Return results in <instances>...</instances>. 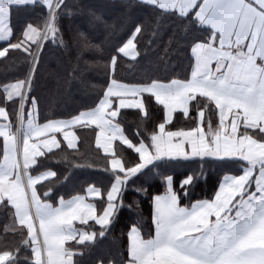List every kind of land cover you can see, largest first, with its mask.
<instances>
[{"label":"crops","instance_id":"0c3cea01","mask_svg":"<svg viewBox=\"0 0 264 264\" xmlns=\"http://www.w3.org/2000/svg\"><path fill=\"white\" fill-rule=\"evenodd\" d=\"M58 1L0 0V59L8 49L32 51L25 74L0 84L4 100L15 102L12 113L0 104V204L5 201L12 208V230L24 231L21 240L26 248L22 256L0 251V264H73V252L68 243L94 240L95 230L89 223L100 227L109 223L123 181L129 175L161 158L226 154L245 157L234 148L245 138L240 129L264 128V0H140L180 15L194 11L197 20L213 31L211 41L193 44L189 76L144 84L111 80L93 108L68 118L39 121L33 102L23 110L24 99L42 42L51 31L50 23ZM36 3L47 9L44 20L29 22L22 30H14L11 8ZM129 41L120 51L133 57V43L125 48ZM145 93L163 107L162 122L151 135L149 145L131 140L117 120L121 109H138L144 115ZM196 95L208 98L215 105L216 131L207 132L201 110L192 128H167L174 113L184 116L189 113L190 101ZM79 127L94 128V147L109 156L110 170L122 174L113 180L106 194L107 203L101 210L95 203L101 192L94 184L86 186L82 193L59 196L52 202L39 194L37 185L52 179L54 170H31L37 158L61 144L77 150ZM117 142L137 153L139 161L135 165L125 167L122 158L115 154ZM263 168L247 165L237 174H223L211 198L195 200L189 206L179 204L172 177H166L164 190L152 198L153 232L144 238L137 226L129 229L128 259L124 264H197L196 259L204 254L185 250L181 253L180 240L203 233L200 238L190 240L202 244L208 238L210 243L212 226L227 227L233 225L229 222L235 219V232L229 233L226 228L224 235L220 234L221 252L225 257H236L237 264H264V206L262 216L242 221L244 212L252 208L249 203L257 205V193L264 200ZM190 180V176L184 177L181 184L187 185ZM249 188L251 191L244 196ZM241 225L255 227L254 232L245 233ZM208 250L211 258L212 250ZM181 256L189 259L182 261Z\"/></svg>","mask_w":264,"mask_h":264},{"label":"trees","instance_id":"16d2710c","mask_svg":"<svg viewBox=\"0 0 264 264\" xmlns=\"http://www.w3.org/2000/svg\"><path fill=\"white\" fill-rule=\"evenodd\" d=\"M46 13V7L40 3L12 7L13 29L22 30L29 22H42ZM50 28L34 64L23 107L25 110L34 99L39 121L68 118L93 108L111 80L144 84L153 80L185 79L193 62V44L213 37V31L197 20L194 11L180 15L140 0H59ZM129 40L134 46L133 57L120 51ZM30 52L18 48L7 50L0 59V84L27 71ZM143 101L144 115L138 109H121L117 120L131 140L149 145L151 135L162 122L163 107L148 93L143 94ZM13 102L5 101L0 93V104L7 109ZM189 105V113L186 116L174 113L167 128L193 127L196 114L202 109L204 125L214 130L215 105L200 95ZM77 133V150L61 144L37 158L32 171L50 168L55 172L52 179L37 185V191L54 202L59 196L82 193L86 186L94 184L101 192L95 199L97 209L101 210L107 203L106 194L113 180L122 174L110 170L109 156L94 147L93 127H79ZM114 149L127 168L139 161L130 147L117 142ZM1 153L0 140V157ZM244 164L242 158L235 156L161 158L150 162L123 181L109 223L104 227L89 223L95 230L92 242L68 243L73 264H124L128 259L129 229L137 226L144 238L153 232L152 198L164 190L166 177H172L179 204L189 206L195 200L211 198L221 176L239 173ZM187 176L191 177L190 182L181 184ZM13 218L12 208L3 201L0 251L22 256L26 250L21 240L24 231L12 230Z\"/></svg>","mask_w":264,"mask_h":264},{"label":"rangeland","instance_id":"374dc122","mask_svg":"<svg viewBox=\"0 0 264 264\" xmlns=\"http://www.w3.org/2000/svg\"><path fill=\"white\" fill-rule=\"evenodd\" d=\"M209 41H211V39ZM32 102L34 103L35 110H36V102L34 101V99H32L30 101V103L27 104V107ZM13 107H15V102H13L11 107H9V109H8L11 113L14 111ZM200 110L203 112L202 116L204 119V110H202V109H200ZM200 110H198V112ZM198 112H197V114H198ZM197 114H196V116H197ZM196 122L197 121H196V117H195V124H196ZM217 126H218V120L216 121V126L214 127V130L208 128V126H206V130H207V132L209 131V132L213 133L216 131ZM190 128H192V127H190ZM176 130H178V129H176ZM240 133L243 134L245 136V138L243 139V141H241V140L238 141L236 143V145L234 146V148L242 151L243 154L245 155V157L240 156V155H235V154H226L223 156H235V157L242 158L245 161V164L243 166L253 165L255 167V169H259V168L264 167V156H262V155H264V128L263 129H261V128H256V129L241 128ZM257 133H260L259 136H257ZM257 155H259L260 157L255 158V159H250L251 157H254ZM243 166H242V168H243ZM261 172L262 173L264 172V168H263V170H261ZM249 191H251L250 188L247 189L243 195L245 196ZM260 195H261L260 193H257V196H256V197H258L257 198L258 199L257 205L254 206V205H251L252 204L251 202L249 203L250 207L252 206V208L249 209L248 212H246V211L244 212V214L242 216L243 217L242 221L247 222V221H249V218H251L252 216L261 215L262 207L264 206V200L260 199ZM248 199H250V198H248ZM263 211H264V207H263ZM231 221L232 222H229V223L233 224V225H229L227 227L226 226H221V227L212 226V232L209 235V237L212 239V241L210 243L208 242L209 241L208 238L202 244H201V242H192L190 240V238H194V237L200 238L203 233H200L197 235H188L186 237V239H184V240L182 238L179 242V246L182 249L180 252L183 253L182 251L185 250L186 253H191V252L193 253L194 252V253L204 254V256H201L200 258L198 257L196 259L197 264H237L238 260L236 259V257L231 258V257H225V255H223V253L221 252V250L223 248H220V242L218 241V239L221 238L220 234L222 233L224 235L226 228H227V231L229 233L235 232L236 224H234V223H235L236 219H235V221L234 220H231ZM239 226L240 225H238V227ZM241 228H242V230H245V233H247V232H254L253 229L255 227L252 229V227H245V225H244ZM198 244H200V245H198ZM203 245H205V246H203ZM208 249L212 250L213 256L211 258H209V252H208L209 250ZM205 254H206V257H205ZM202 257L203 258L205 257V259H203ZM188 259L189 258H184V256H181L180 260L187 261Z\"/></svg>","mask_w":264,"mask_h":264},{"label":"bare ground","instance_id":"6f19581e","mask_svg":"<svg viewBox=\"0 0 264 264\" xmlns=\"http://www.w3.org/2000/svg\"><path fill=\"white\" fill-rule=\"evenodd\" d=\"M130 44H131V41L127 42L126 45H125V48L128 47V46H130Z\"/></svg>","mask_w":264,"mask_h":264}]
</instances>
